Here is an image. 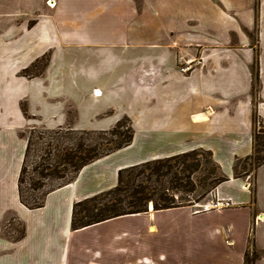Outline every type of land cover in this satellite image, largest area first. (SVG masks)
<instances>
[{"label": "crops", "instance_id": "1", "mask_svg": "<svg viewBox=\"0 0 264 264\" xmlns=\"http://www.w3.org/2000/svg\"><path fill=\"white\" fill-rule=\"evenodd\" d=\"M47 1L0 0V222L12 214L25 228L0 238V264H245L251 244L264 252V164L255 200L233 172L253 152V113L264 126V0ZM48 51L39 75H20ZM198 56L202 68L179 72V57ZM124 117L129 146L49 191L43 207L21 203L19 129L104 131ZM197 149L228 178L214 194L234 208L151 207L72 229L74 205L116 187L121 170Z\"/></svg>", "mask_w": 264, "mask_h": 264}, {"label": "trees", "instance_id": "2", "mask_svg": "<svg viewBox=\"0 0 264 264\" xmlns=\"http://www.w3.org/2000/svg\"><path fill=\"white\" fill-rule=\"evenodd\" d=\"M253 81V91L256 93L259 86V75L256 66L253 67ZM253 122L256 126L253 137V152L245 158L237 157L234 161L233 172L234 178L237 179H242L244 176L253 178L250 183V190L255 200L256 172L264 164V140L259 144V147L257 146V141L260 135L264 134V126L256 113H253ZM98 132L95 130H83L81 134L94 135ZM100 132L121 138L122 142L117 143L114 139L108 140L107 148H104L99 153H92L97 146L86 144L85 142L79 143L75 153L73 151L67 152L63 158L64 165L74 169V176L65 184L73 181L82 168L129 146L134 138V129L128 117L121 119L113 128ZM28 148L29 141L25 157ZM200 157L204 158L206 165L202 163ZM209 164H212V167L207 168ZM202 168L206 175L203 178L196 179L195 174ZM45 169V166H43L41 169L42 175ZM59 171V167H54L55 173ZM218 171L221 172L220 166L213 160L211 151L204 149L192 150L125 168L119 172L116 187L74 205L72 229H81L119 216L147 212L150 203L153 204L154 210L186 206L183 201H177L176 194L185 193L189 195L201 188L208 191L204 192L199 199L205 198L218 185L228 180L226 176H217L216 173ZM24 173L25 162L22 164L18 181L21 203L29 209L43 207L45 197L49 191L42 200L29 204L24 198L22 188L25 182ZM187 201L192 203L191 200ZM24 235L25 228L20 239ZM258 258L259 253L251 244L245 254V264H254Z\"/></svg>", "mask_w": 264, "mask_h": 264}, {"label": "rangeland", "instance_id": "3", "mask_svg": "<svg viewBox=\"0 0 264 264\" xmlns=\"http://www.w3.org/2000/svg\"><path fill=\"white\" fill-rule=\"evenodd\" d=\"M47 4H50V0L47 1ZM38 19H39L38 16L35 17L33 21L29 22V25H33V23H37ZM69 52L71 56H74V50H69ZM50 55H51V51L46 52V54H44L41 58L37 59L30 67L26 68L25 70H22L20 75L27 79H31L34 76L39 75L44 69ZM21 106L26 116H28L26 109L27 102L25 100L21 101ZM74 117H75V113L71 109L69 112V122H71V120H73ZM60 129L61 130L59 129L48 130V129H43L40 126H37V128H32V126H27L19 129V131L17 132L19 138L27 139L29 141V148L26 157L24 155L25 159H23V162H25V173H24L25 182L22 186L24 191V198L29 204L42 200L48 191L65 184L74 176V169L64 165L63 158L67 152L73 151L75 153L77 149V145L79 143L85 142L86 144L95 145L97 147L92 151V153H99L104 148H107L108 140L114 139L115 142L117 143L122 142L121 138L110 136L109 134L100 132V130L97 134L94 135H83L81 134V131L83 130H74L72 128H60ZM1 131L4 130L0 129V132ZM87 131H91V130H87ZM262 140H264V134H261L260 138L257 141L258 147L259 144L262 142ZM200 159L202 160V163L206 165L204 162V158L200 157ZM43 166H45L46 169L42 175L41 169ZM210 166L212 167V164H209L207 168ZM54 167H59L60 171L58 173H55ZM216 174L219 177L225 176L220 171H218ZM205 175L206 172L202 168L200 171H198L195 174V178L196 179L203 178ZM242 179L247 180L249 183L253 181V178H251L250 176H244ZM207 191L208 190L199 188L196 192L189 195H186L185 193H179L176 194L177 201H183L186 206H191L192 211L194 213V210L197 209L194 207L195 204L206 203L211 200L212 198L210 196L211 192L207 196L205 195L206 196L205 198L199 199L200 196ZM187 200H191L192 203H188ZM151 204L152 203H150V205ZM199 214H206V213H199ZM0 225H1L0 238L14 242L20 240V238L22 237L24 226L12 214H9L3 221H1ZM3 244H5L6 246V243ZM263 254H264L263 251L259 252V256ZM3 255H1L0 258L1 260L4 261L1 262L0 260V263H5L7 261L6 257H4L3 259Z\"/></svg>", "mask_w": 264, "mask_h": 264}, {"label": "built area", "instance_id": "4", "mask_svg": "<svg viewBox=\"0 0 264 264\" xmlns=\"http://www.w3.org/2000/svg\"><path fill=\"white\" fill-rule=\"evenodd\" d=\"M204 63L205 61L202 56H198L192 59L179 57L178 70L183 75H190L194 70L202 68L204 66ZM210 196L212 197L210 201L194 205V207L197 208L196 210H194V214L220 211L230 209L235 206V203L233 201L225 198H220L217 194H214V191L210 193Z\"/></svg>", "mask_w": 264, "mask_h": 264}, {"label": "bare ground", "instance_id": "5", "mask_svg": "<svg viewBox=\"0 0 264 264\" xmlns=\"http://www.w3.org/2000/svg\"><path fill=\"white\" fill-rule=\"evenodd\" d=\"M52 3H53V2H52ZM53 5H54V3H53V4H49V6H51V7H52Z\"/></svg>", "mask_w": 264, "mask_h": 264}, {"label": "water", "instance_id": "6", "mask_svg": "<svg viewBox=\"0 0 264 264\" xmlns=\"http://www.w3.org/2000/svg\"><path fill=\"white\" fill-rule=\"evenodd\" d=\"M151 206H152V208H153V204L149 205V208H151Z\"/></svg>", "mask_w": 264, "mask_h": 264}]
</instances>
